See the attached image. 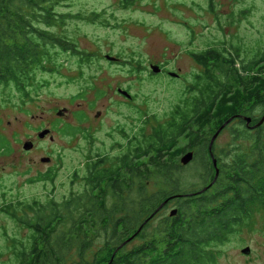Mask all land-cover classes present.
<instances>
[{
	"label": "rangeland",
	"instance_id": "rangeland-1",
	"mask_svg": "<svg viewBox=\"0 0 264 264\" xmlns=\"http://www.w3.org/2000/svg\"><path fill=\"white\" fill-rule=\"evenodd\" d=\"M47 1L56 15L49 31L70 49L46 46L45 68L37 67V61L26 95L12 85L0 87V146L6 141L10 149L0 151V264H11L18 242L29 234L4 211L9 209L6 204L62 200L81 189L78 181H71V174L81 173L88 153L119 157L125 144L133 143L139 127L148 136L163 125L174 107L194 93L195 76L202 68L191 53L240 48L245 59L264 51V0ZM151 65L162 72L153 74ZM118 89L132 97L127 99ZM63 109L66 115L57 116ZM76 113H83L82 122ZM253 115L258 118L260 112ZM65 126L78 127L80 133L64 134ZM230 128L244 126L234 119L221 131L214 143L221 159L223 151L238 143ZM45 129L49 132L40 139L38 134ZM180 141L183 146L184 139ZM26 142L32 143L31 149H23ZM44 158L48 162H41ZM182 167L179 180L184 189H199L205 183L203 169L194 162ZM48 172L52 181L37 179ZM162 188L165 184L153 176L145 190L151 196ZM135 194L136 187L125 195ZM180 202L171 201L149 230ZM139 243L135 239L126 249ZM98 247L99 242L90 251ZM246 247L249 253L243 254ZM210 248L215 254L212 264H264L262 216L253 215L247 226ZM87 258L91 259L90 253Z\"/></svg>",
	"mask_w": 264,
	"mask_h": 264
},
{
	"label": "trees",
	"instance_id": "trees-1",
	"mask_svg": "<svg viewBox=\"0 0 264 264\" xmlns=\"http://www.w3.org/2000/svg\"><path fill=\"white\" fill-rule=\"evenodd\" d=\"M50 6L47 0H0V87L12 85L26 95L37 61V67L45 68L46 46L70 47L49 31L56 17ZM240 55V48L191 53L202 68L195 76L194 93L150 135L139 127L135 144L130 143L122 157L96 155L84 161L81 173L71 175V181L81 185L79 191L60 201L6 204L9 209L4 211L29 231L12 252L11 264H212L210 246L227 241L253 215H261L264 222V123L251 130L236 117L244 128H230L238 143L222 152L223 159L213 146L219 173L207 191L181 198L176 216L164 217L149 230L153 217L133 239L140 240L136 247L115 252L168 197L210 184L214 171L205 159L207 145L225 121L244 115L254 124L264 113V51L245 59ZM76 117L84 120L83 113ZM62 132L74 136L80 129L65 126ZM7 145L5 141L0 151L9 152ZM188 150L205 173L199 189L186 190L179 180L184 168L177 159ZM153 176L165 188L150 196L145 189ZM37 179L52 181L53 175ZM133 185L136 194L131 198L125 194Z\"/></svg>",
	"mask_w": 264,
	"mask_h": 264
},
{
	"label": "water",
	"instance_id": "water-1",
	"mask_svg": "<svg viewBox=\"0 0 264 264\" xmlns=\"http://www.w3.org/2000/svg\"><path fill=\"white\" fill-rule=\"evenodd\" d=\"M106 59L109 60V61H116L117 59L114 58V57H110V56H106ZM150 71L153 73V74H158L161 70L158 66H155V65H151L150 66ZM168 75L173 77V78H176L178 75L176 73H173V72H168ZM118 93H120L122 96L126 97L127 99H130L131 98V95L125 91V90H122V89H118ZM67 112L66 109H63L62 111L59 110L56 114L57 116H62L64 115L65 113ZM240 118L242 119V121H244V125L246 128H249L251 130L253 129H256L258 127H260L263 123H264V113L261 115V117L258 119V121L254 124H250L252 122V118L250 116H242V115H236V116H233V117H230L227 121H225L215 132L214 134L211 136L209 142H208V145H207V150H208V155H209V158H210V162H211V165H212V168H213V171H214V177H213V180L210 182L209 185L203 187L202 189H200L199 191H197L196 193H192V194H177V195H174L172 197H168L166 200H164L160 205H158V207L151 213V215L149 217H147L142 223L141 225L137 228L136 232L131 235L128 239H126L125 241H123L115 250L118 251V249L120 248H123L124 246H126L127 244H129L137 234H139L143 227L145 226V224H147L165 205L166 203L169 201V200H175V199H181L183 197H186V196H190V195H196V194H201V193H204L205 191H207V188L210 187L214 182L215 180L217 179L218 177V173H219V170L217 168V161L214 157V153H213V146H214V143H215V140L217 139V137L219 136V134L221 133V131H223V129L226 128L227 125H229L230 122L233 121V119L235 118ZM48 130L45 129V130H42L39 134H38V137L40 139H43L44 136L46 134H48ZM50 139H51V136H50ZM32 148V143L31 142H26L23 144V149L24 150H29ZM194 159V153L193 151H186L185 153H183L180 158H179V164L181 166H187L189 165ZM49 159L47 158H44L41 160V162H48ZM177 214V210L176 209H171L170 212H169V215L171 217H174L176 216ZM242 253L243 254H248L249 253V248L246 247L245 249L242 250ZM113 257V256H112ZM112 259V258H111ZM111 262V260H110Z\"/></svg>",
	"mask_w": 264,
	"mask_h": 264
},
{
	"label": "flooded vegetation",
	"instance_id": "flooded-vegetation-1",
	"mask_svg": "<svg viewBox=\"0 0 264 264\" xmlns=\"http://www.w3.org/2000/svg\"><path fill=\"white\" fill-rule=\"evenodd\" d=\"M160 68V67H159ZM160 72L159 73H161L162 72V68H160ZM132 97V96H131ZM64 115H66V113L64 114ZM239 120H242V119H240V118H238ZM250 124H252V122L250 123ZM86 132H88L87 130H86ZM131 137V136H130ZM129 137V139H131ZM133 143L135 144V141H133ZM133 146V145H132ZM124 148H125V151L124 152H126V144H125V146H124ZM123 152V153H124ZM123 153H121L120 154V156L119 157H122V155H123ZM91 157V155H89V153H88V155L85 157V160L84 161H89V158ZM93 158H95V157H93ZM180 158V157H179ZM178 158V159H179ZM207 158H209V155H208V157ZM209 160H210V158H209ZM181 166V165H180ZM72 175V174H71ZM131 189L130 190H132L133 188H135V186L133 185L132 187H130ZM129 190V191H130ZM197 192V191H196ZM196 192H193V193H196ZM188 194H192V193H188ZM175 200H177V199H175ZM171 201H173V200H169L167 203H166V205L154 216V218L155 217H157L158 215H160V214H163V213H165L169 208H170V203H171ZM172 209H176L177 211H178V209L177 208H172ZM171 210V209H170ZM170 210H169V212H170ZM166 217H169V218H171V216L169 215V213H168V215L166 216Z\"/></svg>",
	"mask_w": 264,
	"mask_h": 264
},
{
	"label": "clouds",
	"instance_id": "clouds-1",
	"mask_svg": "<svg viewBox=\"0 0 264 264\" xmlns=\"http://www.w3.org/2000/svg\"><path fill=\"white\" fill-rule=\"evenodd\" d=\"M116 61H118V60H116ZM115 62V61H114ZM193 162V161H192ZM128 245V244H127ZM125 247V246H124Z\"/></svg>",
	"mask_w": 264,
	"mask_h": 264
}]
</instances>
